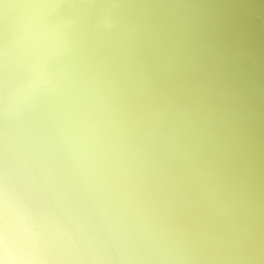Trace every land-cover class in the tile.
<instances>
[{"label": "bare ground", "instance_id": "obj_1", "mask_svg": "<svg viewBox=\"0 0 264 264\" xmlns=\"http://www.w3.org/2000/svg\"><path fill=\"white\" fill-rule=\"evenodd\" d=\"M0 215L43 264H264V0H0Z\"/></svg>", "mask_w": 264, "mask_h": 264}, {"label": "clouds", "instance_id": "obj_2", "mask_svg": "<svg viewBox=\"0 0 264 264\" xmlns=\"http://www.w3.org/2000/svg\"><path fill=\"white\" fill-rule=\"evenodd\" d=\"M0 264H43V258L32 241L26 220L0 215Z\"/></svg>", "mask_w": 264, "mask_h": 264}]
</instances>
